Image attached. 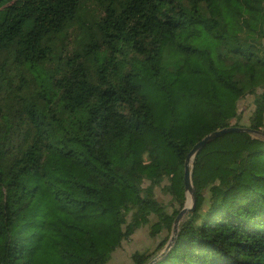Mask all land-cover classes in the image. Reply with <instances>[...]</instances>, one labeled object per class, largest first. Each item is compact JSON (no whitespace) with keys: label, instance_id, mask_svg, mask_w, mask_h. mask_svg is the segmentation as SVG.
<instances>
[{"label":"trees","instance_id":"obj_1","mask_svg":"<svg viewBox=\"0 0 264 264\" xmlns=\"http://www.w3.org/2000/svg\"><path fill=\"white\" fill-rule=\"evenodd\" d=\"M230 126L264 132V0H0V264H109L156 216L150 263ZM192 180L152 264H264V135Z\"/></svg>","mask_w":264,"mask_h":264},{"label":"rangeland","instance_id":"obj_2","mask_svg":"<svg viewBox=\"0 0 264 264\" xmlns=\"http://www.w3.org/2000/svg\"><path fill=\"white\" fill-rule=\"evenodd\" d=\"M255 96H248L244 98L239 104V112L241 115V123L248 124L249 117L255 108ZM147 185V184H146ZM156 195L159 200L165 204L169 213H172L173 207L171 203V196L166 193L162 187L156 188ZM187 204L189 202L187 201ZM190 205V204H189ZM157 220L156 216L151 217V221L140 228L130 237L125 240L121 247H119L112 255L109 264H133L132 255L136 251H154L161 241L168 235V231L164 230L157 236L151 235V222Z\"/></svg>","mask_w":264,"mask_h":264},{"label":"water","instance_id":"obj_3","mask_svg":"<svg viewBox=\"0 0 264 264\" xmlns=\"http://www.w3.org/2000/svg\"><path fill=\"white\" fill-rule=\"evenodd\" d=\"M243 131H249V132H254V133H257V134L264 135V132H260V131L254 130L252 128L241 127V126H230V127H226V128L219 129V130H216L214 132L209 133L208 135H206L203 139H201L199 142H197L194 145V147L189 152V154H188V156L186 158L185 171H184L185 191L187 193V201L190 202L189 203L190 205L186 204V206L180 211V213L175 218L172 234H171L170 240L168 241L165 249L162 251V253L160 255H158L155 259H153L148 264H152L155 261H157L158 259H160L164 255V253L166 251H168L173 246V244L176 241V238H177V235H178V232H179V229H180V224H181L183 218L185 217V215L188 212L194 210V208L196 206L197 197H196V192H195V188H194V184H193V180H192L194 157L208 143H210L211 141H213L217 137L222 136V135H224V134H226L228 132H243Z\"/></svg>","mask_w":264,"mask_h":264},{"label":"bare ground","instance_id":"obj_4","mask_svg":"<svg viewBox=\"0 0 264 264\" xmlns=\"http://www.w3.org/2000/svg\"><path fill=\"white\" fill-rule=\"evenodd\" d=\"M190 203V202H189Z\"/></svg>","mask_w":264,"mask_h":264}]
</instances>
